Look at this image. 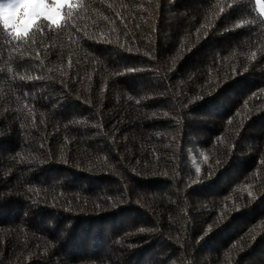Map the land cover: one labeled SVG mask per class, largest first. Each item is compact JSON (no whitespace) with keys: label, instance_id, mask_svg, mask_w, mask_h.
I'll return each mask as SVG.
<instances>
[{"label":"trees","instance_id":"16d2710c","mask_svg":"<svg viewBox=\"0 0 264 264\" xmlns=\"http://www.w3.org/2000/svg\"><path fill=\"white\" fill-rule=\"evenodd\" d=\"M257 6L75 0L23 35L0 19V264H264Z\"/></svg>","mask_w":264,"mask_h":264},{"label":"rangeland","instance_id":"374dc122","mask_svg":"<svg viewBox=\"0 0 264 264\" xmlns=\"http://www.w3.org/2000/svg\"><path fill=\"white\" fill-rule=\"evenodd\" d=\"M75 0H62L59 7L55 0H44L42 8L38 9L40 12L39 16H34L32 13L36 9L29 8L25 9H7L15 3V0H0V7L5 8L3 14H0L2 24L12 33L16 35H23L28 32L35 21L39 18H44L52 24H59L62 20V9L66 6H70ZM258 10L264 16V3L260 0L258 3ZM50 16L55 17V20L49 18Z\"/></svg>","mask_w":264,"mask_h":264},{"label":"snow or ice","instance_id":"6c2138e0","mask_svg":"<svg viewBox=\"0 0 264 264\" xmlns=\"http://www.w3.org/2000/svg\"><path fill=\"white\" fill-rule=\"evenodd\" d=\"M57 7H59L60 3L62 2V0H55ZM257 3H260V0H256ZM44 5V0H15V3H13L12 5H10V7H8L7 9L9 10H15L17 8L19 9H29V8H34L36 9L35 11H33V15L34 16H39L40 12L38 9L42 8ZM5 11V8L0 7V14H3ZM49 18L55 20V17L50 16ZM131 99V97H130ZM211 178V177H209Z\"/></svg>","mask_w":264,"mask_h":264}]
</instances>
